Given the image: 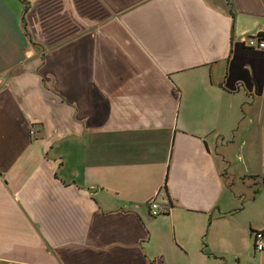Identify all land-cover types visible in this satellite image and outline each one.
<instances>
[{
  "label": "crops",
  "instance_id": "1",
  "mask_svg": "<svg viewBox=\"0 0 264 264\" xmlns=\"http://www.w3.org/2000/svg\"><path fill=\"white\" fill-rule=\"evenodd\" d=\"M254 34L264 0H0V264H264Z\"/></svg>",
  "mask_w": 264,
  "mask_h": 264
},
{
  "label": "built area",
  "instance_id": "2",
  "mask_svg": "<svg viewBox=\"0 0 264 264\" xmlns=\"http://www.w3.org/2000/svg\"><path fill=\"white\" fill-rule=\"evenodd\" d=\"M244 46L248 48L255 49H264V36L263 35H251L242 39ZM36 130L32 129L31 134H35ZM149 209L152 216H159L164 212V208L161 206V203L157 201V198H152L150 200ZM253 247L254 250L258 253L264 252V229L257 230L253 232Z\"/></svg>",
  "mask_w": 264,
  "mask_h": 264
}]
</instances>
